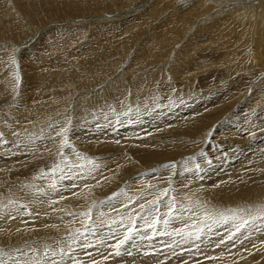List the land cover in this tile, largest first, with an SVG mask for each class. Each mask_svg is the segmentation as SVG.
<instances>
[{
	"label": "rangeland",
	"instance_id": "obj_1",
	"mask_svg": "<svg viewBox=\"0 0 264 264\" xmlns=\"http://www.w3.org/2000/svg\"><path fill=\"white\" fill-rule=\"evenodd\" d=\"M5 1L6 0L0 1V5H2L1 4L2 2L4 5V6H1V9H0L1 10L0 11L1 12L0 13V22L2 21V23H5V21H6V23H8V21H11L9 18V17H11V19L15 21L16 26L13 25V28H11V27H8L9 26L8 25V26H6L8 29L7 28L5 29L3 24L0 25V26H3V28L0 27L1 28V30H0V81L1 80L5 81V84L3 82V85H1V87H3V88L0 87V128L2 130L4 129L1 127V124H5L7 127H10V125H13L11 127L15 128L16 132L21 131L22 132L21 134H23L24 132L28 131L31 134V133H33V130L43 128L46 126V128H43L44 131H45V129H49L51 127L50 130H52L54 133L57 132L59 134L57 136L58 137L61 136V138H62V139L60 138L61 139L60 144H57V145L51 144L50 141H52V139L56 135H54V137H53V136H50L51 134L47 135L45 133L44 135L41 134L40 137H36L39 143H41V144L44 143L43 145L40 144V146H37L38 148H36V146L35 147L31 146V147L22 148L24 145L21 143L22 141L20 139H16L14 142L15 136H13L14 139L10 135L6 136L8 130L4 129L3 131L2 130L0 131V140H1L0 141V151H1V153H0V176H1V178H0V194L3 192L2 195H6L7 199H5V201L6 202L8 201L14 205L15 204V194L13 195L11 193L10 188L13 189V187H14V190H16L17 192H21V193L24 192L25 193L26 190H28L25 186L26 183L28 184L31 181H36V179H40V178L44 177L48 172L51 171V169H53L57 165V162H55V161L58 160L59 158L61 159L62 154H64L63 155L64 161H67L69 157L71 158L74 155H76L78 157V159L79 158H82V159L92 158L93 160L100 162L101 168H102V174L105 171V175L101 176L100 178L104 179L103 181H106L107 188H105V186L102 190H98L97 188H95L97 190H95L96 195H95L94 203L89 204V205L85 204L83 206V208H82L83 216L79 217V224L76 228L78 230H80L79 228H81L82 226L86 225L89 227L88 223L90 221L94 222L95 224L101 222V224H100L101 226L107 227V226H109V225H107V224H109L108 220L112 216H114L113 214H119V212H121V214H120L121 215V217H120L121 221L116 222V224H113L112 227L114 225L120 226V224L124 223L126 218L129 219L131 217L132 221H131V223H129V221L127 222V224H126L127 227H125V229L123 230V234H121V236H119V237H118V234H115V233L110 232V231H107L103 234V236H102L103 239L100 241H104L103 245L106 247V250H102L101 248L97 247L95 244H96V242H99V241L94 240L91 237V235L88 233L86 235H84L82 237V239L78 238L77 240L81 242L80 246L83 248L84 251L79 253L78 255H74L72 259H68L67 264H79L80 259L82 257H84V256L93 257L96 255H100V252H102V253L105 252V255L111 256V258L108 260L109 262L110 261L112 262L111 264H122L123 262H121V261L123 259H125L126 255L128 253H126L123 257H121V255L127 251H125L123 253H119L118 248H117V246H114V243H117L118 241L129 242L133 247H135L134 251H133L134 256H138V255H141V253H140L141 250L138 246L142 245V244L150 246L148 244V242L151 240L154 241V242L152 241L154 244L152 243L151 245L154 246V248L157 247V251L159 252L158 253L159 255L157 254V255L152 257V258L155 257L154 260L158 264H172L173 262H174V264H181V263H183V264H194L193 262L196 263L198 261H204V262L208 261V260L205 261V259L207 257H205V259H204L203 257H200L199 254L192 255L190 252H188V250L186 251L185 249H182V251L184 250L183 251L184 254L187 253L185 255L183 254V252L181 250H179V251L176 250L177 253L175 252V255L170 253L169 258L163 259L164 255L161 253H163L164 252L163 250H165V249H163L165 247L164 246L165 243H163L162 240H160V238H162L166 234H164L163 232H160L158 230V228H156V231L159 234H161L158 236V233L155 232V225L158 226L161 223H164V221H162V219L164 220V218H165L167 220L170 216L173 215L172 213L175 212L176 206H177V204H176L177 202H175V200L178 202L181 201V199L179 198V195L177 194V192H179V190H183V192L187 191L188 192L187 194H190V192L193 193L191 190L192 187L194 185L198 184L199 182L205 183V186L214 187L215 181H216V183L220 182L222 180L220 178H225L226 176H229L228 174H230V173L233 174V171L237 168L238 169L240 168L239 170L241 172L245 173L246 176L253 175V170L256 169V167H258V165H259V163L256 161H258V160H260L261 162L264 161V89L262 90L261 88L260 89L257 88L258 87V85H257L255 88L252 89V91L254 90V92H256V94L254 92L250 91L251 90L250 87L253 86V83H255L256 81L258 82L259 81L258 79H260V80L264 79V73H261V75L258 76L261 72L259 67L253 68V66L250 63L247 64L248 67H246L247 65L245 63H247V62L243 61L242 58H237L236 56H233L232 58H225V56L224 57L221 56V55H223L222 52L224 51V49H221L220 46L224 45L225 47H227L226 45L227 44L231 45L232 42H236V43L240 42V40H237L238 38L235 35V33H227L226 36L223 35L222 38L218 39L219 43L217 44V46L215 43H213V44H211V43L207 44L206 43L207 44V45L205 44L206 47L210 46L208 49L206 48V50H204V48L199 47V49L194 51V53L192 54V56L190 57V59L188 61L189 63H187V65H186L188 67V69L186 71L187 74L183 75V76L180 75L179 77H177L174 75L173 70H170L169 74H168L169 77L166 76V78L164 79V82H162L163 84H161L162 79L160 78L158 72H156V73H158V75L155 73V75L157 77L156 76L153 77L152 75H149V76L147 75V73L149 74L150 71H148L147 73L145 72L143 67L145 68L146 65L139 67V69L138 68L132 69V70L130 69L128 74H132L131 72H133L135 74L140 73V74H138V75H140L138 77H141V75H142V77L144 76V78H143L142 83L139 82L138 80H136V77L134 78V76H132V78L129 80L125 79L124 76L119 78L122 80H117L118 83L116 85H118V84L123 85L122 82L124 81V85H123L124 86V99H125L126 105L124 103H122L123 97L120 100L115 102L116 104H119L121 102L120 103L121 106H119L120 104L117 105L119 107L118 109L120 110L118 112H111L109 110L108 111L109 113H108V112L104 111V109H103V108H105V106L102 105L103 106L102 107L99 105L98 109L101 108L104 111L103 113L101 111H99V112L104 114V115H102L99 118L95 117L94 119H96V120H86V121H88L87 123H82L80 121V119H84V117L82 114L80 117L79 113L84 112L86 110L87 106H89L91 103L92 104L94 103L93 100H92V102H90L88 100L89 101L88 102L87 99H85V97H87V96L92 97L93 93H96V94H94L93 98H95V99L99 98V101L101 100V102H106L105 97H107V95L105 96V94L106 93L108 94L109 92L103 91L106 89L105 85H107L109 83V86H110L112 84L113 80L118 79V76L120 74H125L123 72V67H124L125 63L121 64L120 66L112 65V64L107 66V64L111 63L113 60H118L120 57L122 59L125 58L124 59L125 61L127 59H129V57H128L129 53H128V55H126V54L128 51H131L130 49H132L133 47H136L133 44L137 43V39H139V38L143 39V37H146L148 35V33H151V31H153V29H152V25H153L152 23L153 22L158 27L159 26L165 27V25H166L165 21H166L167 15L163 14L160 18L157 17L158 15H156L154 18V21L151 22L152 25L149 24V22H148L147 24H149V25H146L145 27L141 26L143 29L142 28L140 29L139 28L140 26H138V25L140 24V18L142 17L141 15H139L137 13H136L137 15L131 14V13H128L129 15L128 14L125 15L126 10H128L130 8H131V10H134L132 5L131 4L128 5L125 2H123L120 5V4H117L116 1H112L111 4H109L107 2L105 4L103 2L104 4L100 5V7L94 9L91 12L89 11L86 13H78V12L74 13V9H70V11L66 12V14L53 15L54 17L51 14H45L47 16L46 19H49L51 17H52V19L46 20V19L42 18L41 20L38 21L37 19H33V18H31V20H29L30 17H24L23 15H21L20 11L22 10V8L21 9H19V8L21 7L20 5H22V3L20 4V2H18L20 4V5H18L19 7H16L17 3H15L19 0H7V3H9L8 6L6 5ZM20 1L23 2L25 0H20ZM42 1H47V2L50 1V3L51 2L53 3V1H62L63 2L64 0H42ZM119 1L122 2L123 0H119ZM252 1H253V3L249 5L248 9L249 8L253 9L255 7V4L258 3L257 1H259V0H247V3L252 2ZM261 1L262 0H260V2ZM138 2H139V4L143 3L141 0L140 1L135 0V5H137ZM240 4L245 6V4H243L241 2H240ZM14 6L17 9H14L13 8ZM11 7L13 8V10H11ZM258 7H259V4L257 5V8ZM7 8H9L8 10L11 11L13 14L11 13V15L10 14L8 15V13H10V12H8L6 10ZM14 10H16V11H14ZM6 12H7V14H6ZM65 15H68V16H66V18H64ZM5 16H8V17H5ZM21 16H23V17H21ZM5 18H6V20H5ZM57 18H59V19L57 20ZM22 19L25 21L22 22L23 21ZM134 19H137L138 23L133 22ZM42 20H44V21H42ZM163 20H165V21H163ZM18 21L20 22V24ZM40 21H41V23H40ZM35 22H36V25H35ZM38 22H39V24H38ZM91 22L93 24H91ZM82 23H87L85 25H88V24L91 25L90 27H93V29L88 28L87 31H85L84 27L81 26ZM130 23H132V25H129ZM17 24H19V25H17ZM23 24H24V26H23ZM135 26L139 28L137 31H135V29H133V28H135ZM32 27H34V28H32ZM101 30L103 32L105 31L104 33H105L106 39L108 40V41L106 40L105 44L103 43V45L104 46L107 45V48L109 47L108 49L110 51L108 49H106V51H109V52L106 53V51H105V53L106 54L109 53V55H107L104 59L103 58H94V59H91L90 61H88L91 63L92 62L96 63V64L98 63L97 65H99V66H103V65L106 66V69L101 70L98 73L99 76L97 77V81H99V80L100 81L97 83H94L93 79L95 78V76L93 74H91L92 70L88 69V70L84 71V72H86L85 74H88V75L86 77L82 78V82L79 85L75 84L74 89L70 88V90L73 89L72 91L74 92V94H70L71 91H67L62 96V93H61L62 90L60 91V89L61 88L63 89L65 87L63 85L56 87V89L60 92L59 94H53L51 92L55 89L54 87L51 88V91H50V89L46 88L48 91H50L51 95H53L54 98H55V96L58 95L56 100H61V103H62L58 107L63 106L64 104L67 103V101H69L71 99H72L71 102L73 103V104L70 103V105H71L70 109H68L66 107H65V109L63 108L65 111L64 110L58 111V109L52 110V112H50V117L48 118V114L46 112H44L45 110L43 112H40L38 110V108H37L38 104L43 102V106L47 107V106H49V104H50V106H54V105H56V103H55V101L51 100L50 95L47 96L46 90L44 88L36 87L33 83L28 84L30 82L31 78H33L34 74H36V72H38V70H40V68H41V66H40V67H37L36 69H34L32 67V65L37 64V63L45 64L48 62L50 64H52L51 62H53V64H52L53 68L51 69V73L52 74L56 73L55 70H58V72H60V73L62 72L61 73L62 75L59 76V83L62 84L61 79H65V77H66V80L68 79V81H69V82H67V84L70 83V81L73 79V77H76V78L78 77L77 75L73 74L74 69L73 70L71 69V65L73 64L72 66H74L76 68V70H77L76 74L79 71V69L80 70H84L85 68L87 69L88 62L82 61V57H87L86 55H88V53H91L89 51H92V49L90 48V47H92L91 41L88 42V40L93 38V36H92L93 32H95V34H96V33L100 32ZM5 31H7V32H5ZM80 31H81V33L79 34ZM89 31H92V33L91 32L89 33ZM4 32H5V34H4ZM11 32L14 35H12ZM53 32H55V33H53ZM58 32H59V34L60 33L65 34V36L59 35ZM126 32H128V33H126ZM132 32H133L134 36L130 38L128 35H129V33H132ZM8 33L10 34L11 37L8 35ZM67 33H69V34H67ZM66 34L69 37H67ZM120 34H121V36H120ZM126 34H127V36H126ZM199 34H200V32H199ZM82 35L85 39L81 38ZM14 36H17V38H15ZM26 36H28V37H26ZM46 36L49 38H45ZM72 36H74V38H72ZM79 36H81V37H79ZM86 36H88V37H86ZM107 36L109 38H107ZM167 36H171V35H167ZM167 36L165 39V44L168 41ZM9 37H10V39H9ZM251 37L254 38L253 35H251ZM125 38H127L126 39L127 41L125 40L126 43L123 42ZM152 38H153V36H152ZM42 39H45L46 41L44 42V40H42ZM71 39L74 41L69 42V40H71ZM78 39L81 41L79 42ZM82 39H84V40H82ZM133 39L135 40V42L133 41ZM232 39H233V41L230 43V41ZM198 40H199V38H198ZM55 41L58 44H56ZM60 41L61 42L65 41L64 44L62 43L63 46H61ZM109 41H111V42H109ZM121 42L124 44L123 46H122ZM130 42L131 43L133 42V43L131 44ZM250 42H252L251 39L248 40V43H250ZM48 43L49 44L51 43V45L52 44L53 45L50 46ZM152 43H153V41L149 42L147 45L150 46V45H152ZM43 44H45L46 47ZM98 44H102V41L98 42ZM98 44L94 45V49H97L98 51H100L103 46L101 47V45H98ZM66 45H71L72 47L71 46L68 47ZM76 45H78V46L76 47ZM79 45H80V47H79ZM126 45H127V47H126ZM136 45H138V44H136ZM115 46H117V47H115ZM131 46H133V47L131 48ZM57 47H59L60 50H59V48L57 49ZM159 47H163L161 42L159 44ZM211 47H213V48H211ZM216 47H217V49H216ZM230 47L232 48V46H230ZM50 49L52 50V52ZM68 49H69V51H71L70 53H68ZM71 49H73V50H71ZM57 50H59V51H57ZM219 50L221 53L219 52ZM57 53H58V55L56 56L55 54H57ZM62 53H64V55H60ZM45 54H48L49 56L48 55L46 56ZM66 54L67 55L71 54V57L67 56ZM90 55H92V54H90ZM112 55H114V56H112ZM124 55H126L127 57H123ZM39 56H41V57H39ZM54 56H55V58H54ZM34 57L36 59H34ZM69 58H70V60H74V61L70 62V65H69V61H70ZM206 58H208L207 60L210 62V65L208 67H205V68L200 67V63H201L202 59L206 60ZM221 58H223V59H221ZM45 59L47 60V62ZM229 59H230V61H228ZM240 59H241V62H240ZM37 60H40V62ZM56 61H58V62H56ZM61 61L63 63L64 62L66 63L65 66H64V64H62ZM78 62H79V64H78ZM226 62H228L227 66H226ZM56 63H58V64H56ZM239 63L240 64L243 63L242 65H240V67L242 66L241 68L238 67ZM75 64H76V66H75ZM57 65H59V66L62 65V66L60 68H58ZM78 65H79V67H78ZM84 65H86V66L84 67ZM54 66H56L57 69H55L56 67L54 68ZM249 67H250V69H249ZM28 68H29V70H28ZM67 68L70 70H68ZM30 69H32V70H30ZM60 69H62V71ZM149 69L152 70L153 68L149 67ZM244 69H246V70H244ZM22 70H23V72H22ZM52 71H54V72H52ZM70 72H71V74H70ZM79 72L84 73L82 71H79ZM25 73H27V74H25ZM141 73H144V74H141ZM170 73H173V74H170ZM254 76L255 77L258 76V77L256 79H254V81H251L253 78H255ZM17 77L19 78L18 80H17ZM155 77H156V79H155ZM185 77L187 79H185ZM168 78H170V79H168ZM148 79L150 80V82L148 81ZM239 79H242V80H240V82H239ZM6 80H12V82L11 81L7 82ZM184 80H186V82ZM126 81H129V82H126ZM158 81H160V82H158ZM134 82H136V83H134ZM54 83H56V82H53L52 84H54ZM130 85H132V87ZM145 85H146V87H145ZM170 85H172V86H170ZM151 86L152 87L154 86L153 87L154 89ZM163 87H165V88H163ZM167 87H169V88H167ZM235 87H236V89H234ZM248 87H249V90H248ZM65 88L69 89V87H65ZM262 88H264V86ZM4 90H5V92H4ZM154 90L158 94H160L159 105L156 107L149 108L148 112L142 111L144 108L147 107L146 100L143 103H142V101L145 98H149L152 95L153 96L156 95L157 93L154 94L155 93ZM153 91H154V93H153ZM150 92L153 93L151 96H150V94H151ZM181 92H182V95L179 96V94ZM259 93L261 95H259ZM97 94L100 95V97L97 96ZM136 94L139 96H137ZM125 95L128 97H125ZM140 95H144V96H140ZM37 96H42L43 98L37 97ZM174 96H176V97H174ZM181 96H183V97H181ZM129 97H130V100H128ZM132 97H133V100H132ZM136 97H138V98H136ZM173 97L175 98V100H174L175 102L171 103L169 100ZM250 97H251V99H250ZM77 98H80V104H79L80 109H79V107L77 108V106H78L77 100H76ZM246 98H248L249 100ZM43 99H44V101H43ZM62 99L65 100L64 104H63ZM85 100H86V103H85ZM90 100H91V98H90ZM220 101L221 102L226 101V102H224V104L219 106L218 104ZM59 102L60 101H57V103H59ZM140 103H142V105H140V112L136 115V112L133 110H135ZM168 103H171L170 106L168 105ZM122 105H124V106H122ZM130 105H134V106H130ZM202 105L203 106L205 105V106L203 107ZM206 105H208V106H206ZM132 107H134V108H132ZM154 108H157V109H154ZM15 109H17V110H15ZM12 111H16V115H12ZM23 111H25V113ZM121 111H123V112H121ZM130 111H132V115H129ZM155 111H158V112H155ZM182 111H183V113H182ZM156 113H158L159 115ZM147 114L149 115V117ZM154 114H156V115H154ZM230 115H232L233 118H229ZM36 116H38V117H36ZM111 116H113V117H111ZM114 116H115V118H114ZM162 117L164 120L162 119ZM202 117L204 118L203 122L201 119ZM57 119H58V121H57ZM112 119H115L116 121L112 122ZM22 120H23V123H22ZM193 120H195L196 122ZM230 120H232V121H230ZM28 121L29 122L31 121L32 124H30ZM159 121H161V122H159ZM241 121H243V122H241ZM18 122L20 125H17ZM62 122H63V124H62ZM12 123H14V124H12ZM27 124H28V126H26ZM60 124H61V126H60ZM85 124H86V126H85ZM16 125H17V127H16ZM29 125H32L33 127L29 126ZM188 125H189V127H188ZM255 127H258V128L256 129ZM81 129L84 131L83 134H80ZM187 130H188V132H187ZM1 135H2V137H1ZM24 135H29V134L24 133ZM3 137L5 138L4 140H3ZM42 137H44V138H42ZM49 138H50V140H49ZM154 138L158 142V144H160L159 145L160 147H158V150H157L154 148L153 145L150 146V150L154 152V153L150 154L151 156H154V160L152 162L143 163L140 166V168H138L137 166L135 168V167H133L136 165L135 161H134L135 159L131 158L132 161L130 160L127 163V165L130 166V169H128V171H126L124 176L122 174V181L121 182H118V181H116V179L112 178V176L107 175L109 170H114L113 167L118 168L117 166H119V167L122 166L124 164V162L126 163V161L128 159H130V157H128L126 155L130 151H127L128 149H124L123 146L124 147L128 146L131 150L138 151V153H139L138 161H140L141 158H143V157H141L142 152L137 150V148L135 149L132 147V141L133 140H138V141L146 140L148 142H153ZM45 139H48V140H45ZM7 140H10V142H9L10 145L8 144ZM17 140L18 141L20 140V142H18ZM39 140H41V142ZM76 140H78V142ZM65 141H66V143H65ZM2 142H4L3 143L4 146H3V144L1 145ZM133 143H137V142H133ZM5 146H6V148H8V150L6 149L7 151H5ZM13 146L14 147L16 146L15 150L13 149L14 148ZM55 146H56V148H55ZM57 146H58V148H57ZM85 148H86V154L84 155L83 152L85 151ZM9 149H11V150H9ZM47 149H49V150H47ZM51 150H53V151L57 150L55 152L57 154H54V152H52ZM11 151H13V152H11ZM49 153L50 154L53 153V154H51L52 156L49 155ZM130 153H131L132 157H134L135 153H133V152H130ZM42 154H43V156H41ZM119 154H121V155H119ZM65 155H67V157ZM262 155H263V158H262ZM46 156H47V158H46ZM13 160H14V162H13ZM72 160H74V159H72ZM138 161L136 160L137 164H138ZM10 162L12 165L9 164ZM140 162H142V161H140ZM6 164L7 165L9 164L11 166L6 167L5 166ZM15 166L17 169L15 168ZM18 172H20V173L18 174ZM30 174L32 176H30ZM182 174H183V178H184L183 181L180 180ZM241 174L239 173L238 176H240ZM5 175H7V176H5ZM36 176H38L39 178L38 177L36 178ZM4 177H7V178H4ZM106 177H108V179ZM22 180L23 181L25 180V182L23 183ZM128 181H130V182H128ZM116 182L119 184H117ZM131 182H132L133 186L127 187V190L129 188L132 190L134 188V190L129 195L130 199L127 197L129 199V201L127 203H122V204L118 203L117 205H114V204L111 205V200L109 202H107V200H109L112 197H114L113 200H115L117 198L115 195L121 193L122 188L125 187V185L127 183H128L127 184V186H128ZM42 183H44V181H42ZM13 184H15V185H13ZM22 184H24V187ZM109 184H111V185H109ZM36 185H38V184H36ZM104 185H105V183H104ZM153 185L155 187L156 186L157 187L152 188ZM18 189H19V191H18ZM148 189H150V190L148 191ZM155 191H157V192H155ZM147 192H149V193L147 194ZM122 194H124V193H122ZM9 195H11V196H9ZM151 195H152L153 199H151L152 198ZM33 200L34 199H29V201H33ZM138 200H141V201H138ZM187 202L189 204L193 205L192 200H188ZM210 202L212 205L211 204L208 205V207H207L208 210H206V211L202 210L201 211L200 215L201 216L204 215L203 219L208 220L210 218L209 216L213 217V215H214L212 213L211 209L213 208V205L217 204L218 201L213 200ZM219 203L220 202H218V204ZM249 203L248 204L246 203L244 205L240 204L237 207H233V205H230V206H228V209L229 210H235V212L238 211V213H241L240 212L241 210L255 211L257 209L264 208L263 203H261L263 206L259 202L258 203L249 202ZM257 204H258V206H257ZM96 206L99 208L100 213H99V217L97 216V218L94 219L95 212H96V208H95ZM104 206H105V208H106V206H111L112 208H108L109 211H106V210L104 211L103 210V209H105V208H103ZM26 207L28 208L27 205H23L21 207V210H24V208H25V212L27 211L26 214L24 216H22L23 218L22 217H21L22 219L20 218L21 220L24 219L25 221H28L29 216L33 219H41V216L44 217V215H41V213L43 212L42 214H44L45 211L36 210V212L38 211L37 212L38 214H37L34 211L29 212ZM215 208L217 209V208H219V206L216 205ZM74 209L69 210L70 216L73 218V220H72L73 222L78 219V217L76 216V209L75 210ZM56 210H58V209H56ZM124 213H128L129 215L128 214L123 215ZM145 213H147V214L149 213V215L147 216V218H149V221H148L149 227H146L148 236L144 237V239H146V240L141 241L140 238H138L137 236L143 230V225L139 224L138 218H141L143 216V214H145ZM207 213L209 214L208 217L205 216V215H207ZM15 214H17V211H15L14 215ZM90 214H93V218L90 216ZM104 214L107 217H105ZM80 215H82V214H80ZM102 215H104V216H102ZM123 216L125 218H123ZM111 219H114V218H111ZM196 221H198V220H195L193 222V224ZM150 222L154 223V224H151ZM245 222H247V218L244 220V223ZM26 223H28V222H26ZM189 225H191V224H188V225L186 224V227ZM254 225L257 226L258 229H259V225H260V232H261V234H264V222L259 224V221L258 222L254 221ZM9 226L10 225H0V228L3 230V229H6L7 227L10 228ZM20 227H22V226L20 225ZM186 227H183V228H186ZM153 228H154V230H153ZM176 228L177 227L174 225L173 228L171 229L173 234H177L179 232V230H181L182 232L184 231V229L176 230ZM1 229H0V231H2ZM100 229H101V227H100ZM66 230L70 232L71 229H66ZM61 232L59 230L58 233H53V236L56 235V237H58V238L59 237L62 238L63 236L65 237V234H67V232L66 231H64V232L61 231ZM81 232H83V230H81ZM77 233H78V231H77ZM101 233H103V232H101ZM30 234H31V236H35V237H27V238L23 237L22 239H16L15 243L13 242L15 246L12 248H11V245H13V243H11L10 240L4 241V239L0 238V243L4 242L3 245L5 246L4 247L2 244L0 245V253L8 251V253H10V255H8L9 258H10V256L15 257V255H13V254H16V253L22 252V251L26 252L24 254L34 255L33 254L34 251L41 250L42 247L52 249L51 247H53V246L55 247L58 244V241L53 242V237H52L51 233H45V234L42 233V234H39V236L36 233H30ZM57 234H59L60 236ZM40 235H42V236H40ZM125 237H128V238L125 239ZM30 241H31V243H30ZM245 242H246V240H244V243ZM50 243H53V244L57 243V244L56 245L52 244L53 245L52 246ZM162 243H163V245H162ZM32 244L34 245L32 248L25 249L26 246L28 247L29 245H32ZM157 244L159 245L160 248H158ZM160 244H161V246H160ZM120 245H122V244H120ZM6 246H8V248ZM161 248L163 250H161ZM12 249L15 250L14 253L9 252V250H12ZM74 249L77 250L78 246H77V248L75 247ZM17 250H20V251H17ZM42 250H44V249H42ZM145 250H146V253L149 251L148 248ZM153 251H154L153 253H156V250H153ZM180 251L182 252L184 257L185 256H188V257L184 258L182 256V259L179 260V258H181L180 255H182ZM77 252H79V249L77 250ZM216 253H218V252H216ZM18 254H20L22 256L21 253H18ZM176 254H178V255H176ZM171 255H173V256L171 257ZM62 256H64V255H62ZM192 256L196 257V259H192L193 258ZM175 257H177L178 259ZM189 257H191V259H189ZM98 258H96V259H98ZM202 258H203V260H200ZM208 258H211V257L208 256ZM176 259L179 260V262H177ZM185 259L187 262L185 261ZM173 260H175L176 262ZM192 260H194V261H192ZM162 261H164V262H162ZM87 262H88V264H93V261H87ZM14 263H15V261L13 262V264ZM214 264H216V263H214Z\"/></svg>",
	"mask_w": 264,
	"mask_h": 264
},
{
	"label": "bare ground",
	"instance_id": "obj_2",
	"mask_svg": "<svg viewBox=\"0 0 264 264\" xmlns=\"http://www.w3.org/2000/svg\"><path fill=\"white\" fill-rule=\"evenodd\" d=\"M0 1H2V0H0ZM112 1H116V3L120 4V5L123 2H125L128 5L131 4L132 7L134 8V10H131V8L126 10L125 15L128 13L135 14V15H137V14L141 15L142 17L140 18V24L138 25V26H140L139 27L140 29L142 28L141 26L145 27L146 25L151 24V22L154 21V18L156 15H158L157 17H159V18L163 14L167 15V17L165 16L166 21L163 20L166 22V25H165V27H163V26L158 27L153 22L152 23L153 25L151 24L153 31H151V33H148V35L146 37H143V39H141V38L137 39L136 44H138V45H136L134 43L133 45H135L136 47L131 46V48L132 47L133 48L130 49L131 51L127 52L126 55H128V53H129V55H128L129 59H127L125 61L124 60L125 58L122 59L120 57L121 58L120 59L118 57L119 58L118 60H113V61L111 60L112 62L107 64V66L110 64L120 66L121 64L125 63V65L123 67V72L125 74H120L118 76V79L113 80V82L110 86H109V83L107 85H105L106 89L103 91L109 92L108 94L107 93L105 94V96L107 95V97H105L106 102H101V100L99 101V98L98 99L93 98L94 94H96V93H93L92 97H90V96L85 97V99H87V101L89 100L90 102H92V100H93L94 105L91 103L89 106L86 107V110L84 112L79 113L80 117H81V114L84 117V119H80V121L82 123H87L88 121H86V120H96L94 118L95 117L99 118L102 115H104V114H102L104 111H106V112H108L109 110L111 112L120 111L118 109L119 107L117 105H119L121 102L119 104H116L115 102L120 100L122 97H123L122 103H124L126 105V102L124 99V86H123L124 81L123 82L121 81L123 83V85H119V84L116 85L118 83L117 80H122L119 78H121L123 76L125 79L129 80L132 78V76H134V78L136 77V80H138L139 82L142 83L143 78H144V76L142 77V75H141V77H138V76H140V75H138L140 73L135 74V73L131 72L132 74H128L130 69L131 70L136 69V68L139 69V67L146 65L145 68L143 67V69L145 70L146 73L148 71H150V73L149 74L147 73V75L148 76L152 75L154 77V76H156L155 73L158 72L160 78L162 79L161 84H163L162 82H164V79L166 78V76L169 77L168 74H169L170 70H173L174 75L177 77H179L180 75L181 76L186 75L187 74L186 71L188 69V67L186 65H187V63H189L188 61H189L190 57L192 56V54L194 53V51L199 49V47L204 48V50H206V48L208 49L210 47V46L206 47V45L208 43H211V44L215 43L217 46V44L219 43L218 39L222 38L223 35L226 36L227 33H235V35L238 38L237 40H240V42L239 43L232 42L233 41V39H232L230 41V43L232 42L231 45L227 44L226 45L227 47H225L224 45L220 46L221 49H224V51L222 52L223 55H221V56H223V57L225 56V58H232L233 56H236L237 58H242L243 61L247 62V63H245L246 65L250 63L253 66V68L259 67L261 72L258 76H260L261 73H264V56H263L264 55V0H262L261 2H260V0L257 1L258 3L255 4V7L253 9L252 8L248 9L249 5L252 4L253 1L247 3V0H141L143 3L139 4V2H138L139 5L138 4L135 5V0H123L122 2H120L119 0H64L63 2L62 1H53L54 4L52 2L50 3V1L47 2V1H42V0H25L23 2H21L19 0V1L15 2V3H17V5L16 4L15 5H16V7H19L18 5H20L22 3V5H20L21 7L19 8V9L22 8V10L20 11L21 15H23L24 17H30L29 20H31V18H33V19H37L39 21L42 18L46 19L47 16L45 14H51L52 16L58 15V14H66V12L70 11V9H74V13L75 12L86 13L89 11L90 12L93 11L94 9L100 7V5H102L104 3L106 4V2L111 4ZM3 2L1 3L2 5H0V9H1V6H4ZM18 2H20V4ZM240 2L245 4V6L241 5ZM5 3L8 6L9 3H7V0L5 1ZM258 4H259V7L257 8ZM16 7L14 6L13 8L17 9ZM9 8H7L6 10L8 12H10V13H8V15L9 14L11 15L12 12L8 10ZM13 8L11 7V10H13ZM14 11H16V10H14ZM6 14H7V12H6ZM23 16H21V17H23ZM66 16H68V15H65L64 18H66ZM5 17H8V16H5ZM9 18L11 21H8V23H6V21H5L6 24L2 23V21L0 22V25L3 24L5 29L7 28L6 26H8V25H9L8 27H11V28H13V25L16 26L15 21L12 20L11 17H9ZM49 19L51 20L52 17ZM49 19H46V20H49ZM58 19L59 18H57V20ZM5 20H6V18H5ZM24 21L25 20H23L22 22H24ZM42 21H44V20H42ZM36 22H35V25H36ZM133 22L138 23V20L134 19ZM148 22H149V24H147ZM40 23H41V21H40ZM19 24H20V22H19ZM19 24H17V25H19ZM38 24H39V22H38ZM85 24H87V23H82V25H81L82 27H84L85 31H87L88 28L93 29V27H90L91 25H89V24L85 25ZM91 24H93V23L91 22ZM129 25H132V23H130ZM3 26H0V27L3 28ZM23 26H24V24H23ZM1 28H0V30H1ZM32 28H34V27H32ZM139 28L135 26V28H133V29H135V31H137ZM5 32H7V31H5ZM5 32H4V34H5ZM90 32L92 33V31H89V33ZM104 32L101 30L100 32H98L96 34H95V32L92 33L93 38L88 40V42L91 41L92 47H90V48L92 49V51H89L91 53H88V55H86L87 57H82V61L88 62L94 58H103L104 59L107 55H109V53L106 54L107 52L110 51L108 49L109 47L107 48V45H105V46L103 45V43L105 44V42L107 40ZM199 32H200V34H199ZM53 33H55V32H53ZM80 33H81V31L79 32V34ZM126 33H128V32H126ZM58 34H59V32H58ZM67 34H69V33H67ZM8 35L10 36L9 33H8ZM12 35H14V34L12 33ZM59 35L65 36V34H62V33H60ZM167 35H171V36H167ZM251 35H253L254 38H252ZM120 36H121V34H120ZM126 36H127V34H126ZM128 36L130 38L133 37L134 36L133 32L129 33ZM152 36H153V38H152ZM166 36H167L168 41L165 44ZM10 37H9V39H10ZM14 37L17 38V36H14ZM26 37H28V36H26ZM67 37H69V36L67 35ZM79 37H81V36H79ZM86 37H88V36H86ZM197 37L199 38V40ZM45 38H49V37L46 36ZM72 38H74V36H72ZM81 38H84L83 35ZM107 38H109V37L107 36ZM84 39H82V40H84ZM126 39L127 38H125L123 42L126 43V41H127ZM249 39H251L252 42L248 43ZM42 40H44V42L46 41L45 39H42ZM70 41L72 42L74 40L71 39V40H69V42ZM80 41L81 40H79V42ZM100 41H102V44H98V42H100ZM133 41L135 42L134 39H133ZM151 41H153L152 45L148 46L147 44ZM109 42H111V41H109ZM160 42L163 45V47H159ZM51 43L50 44L48 43V44L50 46H52L53 44L51 45ZM62 43L64 44L65 41L61 42V46H63ZM56 44H58V43L56 42ZM97 44L101 45V47L103 46L100 51H98L97 49H94V45H97ZM43 45L45 46V44H43ZM123 45L124 44L122 43V46ZM66 46L69 47L71 45H66ZM77 46L78 45H76V47ZM230 46H232V48ZM79 47H80V45H79ZM115 47H117V46H115ZM126 47H127V45H126ZM58 48L59 47H57V49ZM211 48H213V47H211ZM69 49H68V53L71 52V51H69ZM106 49H108L109 51H106ZM216 49H217V47H216ZM59 50H60V48H59ZM59 50H57V51H59ZM71 50H73V49H71ZM105 51H106V53H105ZM51 52H52V50H51ZM219 52H220V50H219ZM48 54H45V55L47 56ZM71 54L70 55L66 54V55L71 57ZM90 54H92V55H90ZM55 55L57 56L58 53ZM60 55H64V53H62ZM126 55H124L123 57H127ZM112 56H114V55H112ZM39 57H41V56H39ZM54 58H55V56H54ZM34 59H36V58L34 57ZM204 59H202V61L200 63V67H202V68L208 67L210 65V62L207 60L208 58H206V60H204ZM221 59H223V58H221ZM69 60H70V58H69ZM37 61L40 62V60H37ZM71 61H74V60H70L69 65H70ZM228 61H230V59ZM46 62H47V60H46ZM56 62H58V61H56ZM240 62H241V59H240ZM51 63L53 64V62H51ZM227 63L228 62H226V66L228 65ZM52 64H50L49 62L45 63V64H42V63L33 64L32 67L34 69H36L37 67H40V66H41V68H40V70L37 69L38 72H36V74H34L33 78H31L30 82L28 83V84L33 83L36 87L44 88L46 90L47 96L50 95L51 100L55 101L56 105L50 106V104H49V106H47V107L43 106V102L39 103L41 100L38 102L39 104L37 103L38 104V106H37L38 110L40 112H43L45 110L44 112H46L48 114V118L50 117V112H52V110L58 109V111L59 110L61 111V110H64L65 107L70 109V107H71L70 103H72L71 102L72 99H71V100L67 101L66 104H64L65 100L62 99L64 105L58 107L62 103H61V100H56L58 95L55 96V98L53 97V95H51L50 91H51L52 87L55 88L53 91H51L53 94H59L60 93L56 89V87L61 86V85L65 86V87H69V89L65 88V87L63 89L62 88L60 89V91L62 90L61 91L62 96L67 91H71L70 94H74V92L72 90L75 88V84L79 85L82 82V78L86 77L88 75V74H85L86 73V72H84L85 70H88V69L92 70L91 74H93L95 76L93 81H94V83H97L100 81V80L97 81V77L99 76L98 73L101 70L106 69V66H104V65L99 66V65H97L98 63L96 64L93 62L92 63L88 62L87 69L86 68L84 70L79 69V71H82L84 73H81L78 71L76 74L77 70L74 66H72L73 65L72 64L71 69L72 70L74 69L73 74L77 75L78 77L77 78L73 77V79L68 84H67V82H69V81H68V79L66 80V77H65V79H61V82H62V84H61V83H59V76L62 75L61 74L62 72L60 73V72H58V70H55L56 71V73H54L55 75L52 74L51 73V69L53 68ZM56 64H58V63H56ZM62 64H64V66H65L66 63L62 62ZM78 64H79V62H78ZM242 64L243 63H241V64L239 63L238 67L241 68L242 66L240 67V65H242ZM59 65H57L58 68H60L62 66V65L61 66H59ZM75 66H76V64H75ZM85 66L86 65H84V67ZM55 67L56 66H54V68ZM78 67H79V65H78ZM149 67H151L153 69L150 70ZM246 67H248V65ZM55 69H57V67ZM249 69H250V67H249ZM28 70H29V68H28ZM30 70H32V69H30ZM60 70L62 71V69H60ZM68 70H70V69H68ZM244 70H246V69H244ZM22 72H23V70H22ZM52 72H54V71H52ZM158 73H156V74L158 75ZM25 74H27V73H25ZM70 74H71V72H70ZM141 74H144V73H141ZM170 74H173V73H170ZM156 77H155V79H156ZM257 77L253 78L251 81H254V79H256ZM168 79H170V78H168ZM185 79H187V78L185 77ZM240 80H242V79H239V82H240ZM258 80H259L258 82L256 81L257 83L256 82L253 83V86L250 87L251 92H254V90L252 91V89L255 88L257 85H258L257 88H259V89L261 88L262 90L264 89V88H262L264 86V79H261V80L258 79ZM6 81L12 82V80H6ZM148 81L150 82L149 79H148ZM184 81L186 82V80H184ZM3 82L5 84L4 80L0 81V87H1V85H3ZM53 82H56V83L52 84ZM126 82H129V81H126ZM158 82H160V81H158ZM134 83H136V82H134ZM130 86L132 87V85H130ZM170 86H172V85H170ZM145 87H146V85H145ZM165 87H163V88H165ZM1 88H3V87H1ZM46 88L50 89V91H48ZM70 88H73V89L70 90ZM167 88H169V87H167ZM234 89H236V87ZM248 90H249V87H248ZM154 91H153V93H154ZM4 92H5V90H4ZM153 93H151L150 96ZM156 93L157 92L155 91L154 94H156ZM254 93L256 94V92H254ZM157 94L154 96L152 95L149 98H145L142 101V103H143L146 100V105H147V107L144 108L142 111L148 112L149 108L156 107L159 105L160 94H158V95ZM180 95H182V92L179 94V96ZM259 95H261V94L259 93ZM97 96L100 97V95H98V94H97ZM137 96H139V95H137ZM140 96H144V95H140ZM37 97H42V96H37ZM125 97H128V96L125 95ZM174 97H176V96H174ZM174 97L169 100L171 103L175 102ZM181 97H183V96H181ZM80 98L76 99L77 104H78L77 108L79 107V109H80V106H79ZM90 98H91V100H90ZM136 98H138V97H136ZM246 99H248V98H246ZM250 99H251V97H250ZM128 100H130V97L128 98ZM132 100H133V97H132ZM43 101H44V99H43ZM57 101H60V102L57 103ZM224 102H226V101H224ZM224 102L220 101L218 105L221 106L222 104H224ZM85 103H86V100H85ZM142 103H140L138 105V107L137 108L135 107L136 109L133 110L136 112V115L140 112V105H142ZM171 103H168V105L170 106ZM99 105L105 106V108H103L104 111L101 108L98 109ZM119 106H121V104ZM122 106H124V105H122ZM130 106H134V105H130ZM206 106H208V105H206ZM132 108H134V107H132ZM154 109H157V108H154ZM15 110H17V109H15ZM99 111H101L102 113H100ZM23 112L25 113V111H23ZM121 112H123V111H121ZM155 112H158V111H155ZM182 113H183V111H182ZM156 114H158V113H156ZM156 114H154V115H156ZM12 115H16V111H12ZM129 115H132V111H130ZM36 117H38V116H36ZM111 117H113V116H111ZM148 117H149V115H148ZM114 118H115V116H114ZM229 118H233V116L230 115ZM162 119H163V117H162ZM201 119L203 122L204 118L202 117ZM57 121H58V119H57ZM114 121H116V120L112 119V122H114ZM193 121H195V120H193ZM230 121H232V120H230ZM63 122H62V124H63ZM159 122H161V121H159ZM241 122H243V121H241ZM22 123H23V120H22ZM29 123L32 124L31 121ZM12 124H14V123H12ZM17 125H20L19 122ZM17 125H16V127H17ZM11 126H13V125H10V127H7L5 124H1L2 128L8 130L6 136L10 135L13 139H14L13 136H15L14 142L16 139H20L22 141L21 143L24 145L22 148L31 147V146H34V147L36 146V148H38L37 146H40L41 143L38 142L36 137H40L41 134L44 135L45 133L47 135L51 134L50 136H53V137H54V135H56L52 139V141H50L51 144L57 145V144L61 143L60 142V140L62 139L61 136L58 137L57 135H59V134L57 132L54 133L52 130H50L51 127L50 128L48 127L49 129H45V131L43 128H46V126L43 128L33 130V133H31V134L28 131L27 132L23 131L25 134H27V133L29 134V135H24V133L21 134L22 133L21 131L16 132V129L11 127ZM26 126H28V124ZM29 126H32V125H29ZM60 126H61V124H60ZM85 126H86V124H85ZM188 127H189V125H188ZM255 128L257 129L258 127H255ZM1 130L2 129L0 128V131ZM80 132H81L80 134H83L84 131L81 129ZM187 132H188V130H187ZM1 137H2V135H1ZM42 138H44V137H42ZM4 139L5 138L3 137V140ZM20 140L19 141L17 140V141L20 142ZM45 140H48V139H45ZM49 140H50V138H49ZM7 141H8V144L10 145V143H9L10 140H7ZM39 141L41 142V140H39ZM76 141L78 142V140H76ZM133 142H137V143H133ZM3 143L4 142H2L1 145ZM43 144H41V145H43ZM152 145L157 150H158V147H160L159 146L160 144H158V142L155 140V138H154L153 142H148L146 140H144V141L133 140L132 141V147L135 149L137 148V150L142 152L141 157H143V158H141V160H140L142 162L138 161V158H139L138 151L131 150L128 146H125V147L123 146L124 149H128L127 151L135 153L134 157H132L130 152L127 153L126 155L128 157H130V159H128L126 161V163L124 162V164L122 166H120V167L117 166L118 168L113 167L114 170H109L107 175L112 176V178L116 179V181L121 182L122 181V174L124 176L126 171H128V169H130V166L127 165V163L130 160L132 161L131 158L135 159V160L133 159L135 161V164H136L135 166H133L135 168H136V166L138 168H140V166L143 163L152 162L154 160V156L150 155V154L154 153L153 151L150 150V146H152ZM3 146H4V144H3ZM6 146H5V151L8 150V148H6ZM15 148H16V146L13 149L15 150ZM55 148H56V146H55ZM57 148H58V146H57ZM49 149H47V150H49ZM9 150H11V149H9ZM51 151L54 152V154H57V153H55L57 150L56 151L51 150ZM11 152H13V151H11ZM0 153H1V151H0ZM51 154H53V153H51ZM51 154L49 153V155H51ZM83 154L84 155L86 154V148H85V151L83 152ZM63 155L64 154H62L61 159L60 158L58 160L55 159L56 160L55 162H57V165L53 169H51V171L48 172L44 177L41 176L42 178L36 179V181H31L28 184L26 183L25 186L28 190H26L25 193L24 192L23 193L17 192L16 190H14V187H13V189L10 188L11 193L13 195L15 194V204L14 205L8 201L7 202L5 201V199H7V198H6V195H2L3 192L0 194V225H10L9 226L10 228L7 227L6 229H3V230L0 228L2 230V231H0V238L4 239V241L10 240L11 243H13V242L15 243L16 239H22L23 237L24 238L35 237V236H31L30 233H36L38 236H39V234H42V233H44V234L45 233H51L52 237H53V242L58 241V244L57 243H56L57 245L53 244V243H50V244L56 245L57 247L56 246L54 247L53 245H52L53 247H51L52 249L42 247L41 250L34 251V253H33L34 255H32V254L27 255V254H24L26 252L22 251V252H18V253H21L22 256L20 254L16 253V254H13V255H15V257L10 256V258L8 256V255H10V253H8V251L3 252V253H0V264H13L14 261H15L14 264H67L68 259H72L74 255H78L79 253L84 251L83 248L80 246L81 242L77 240L78 238L82 239V237L88 233L91 235V237L94 240L99 241V242H96V244H95L97 247L101 248L102 250H106V247L103 245L104 241H100L103 239V237H102L103 234L107 231H110V232H113L115 234H118V237H119V236H121V234H123V230L125 229V227H127V225H126L127 222L129 221V223H131L132 219L130 217L129 219L126 218L124 223L120 224V226L114 225L112 227L113 224H116V222L121 221V218H120L121 212H119V214H113L114 216H112L111 218H114V219L110 218L108 220L109 224H107V225H109V226H107V227L101 226L100 225L101 222L95 224L94 222L90 221L88 223L89 227L85 225V226H82L81 228H79L80 230H78L76 227L79 224V217L83 216V212H82L83 206L85 204L89 205V204L94 203V199H95V195H96L95 190H97V189L102 190L104 188V186H105V188H107L106 181H103L104 179L100 178L101 176L105 175V171L102 174V168H101L100 162L93 160L92 158H88V159L79 158L78 159V157L76 155H74L71 158L69 157L67 161H64ZM119 155H121V154H119ZM41 156H43V154ZM65 156L67 157V155H65ZM46 158H47V156H46ZM262 158H263V155H262ZM72 159H74V160H72ZM136 160L138 161V164H137ZM13 162H14V160H13ZM256 162H258L259 165H258V167H256V169L253 170V175L246 176L245 173H243L239 170L240 168L239 169L237 168L233 171V174L230 173L231 175L228 174L229 176H226L225 178H220V179H222L220 182L216 183V181H215L214 187H208V186H205V183L199 182L198 184H196L192 187L191 190L193 193L190 192V194H187L188 192L187 191L183 192V190H179V192H177L181 201L178 202L175 200V202H177L175 212L172 213L173 214L172 216H170V217L168 216L169 218L167 220L165 218H164V220L162 219V221H164V223H161L158 226L155 225V232L156 233H158L156 231V228H158V230L160 232H163L164 234H166L165 236L160 238V240H162V242L165 243V245H164L165 247L163 248L165 250H163L161 248V250L164 251L163 253H161L164 255L163 259L169 258L170 253L175 255V252L177 253V251H179V250L182 251V249H185L186 251L188 250V252H190L192 255L199 254L200 257H203L204 259H205V257H207L205 259V261L206 260H208V261H206V262L198 261L196 263L193 262L194 264H214V263H216V264H233V263L234 264H248V263L249 264H264V234H261V232H260V225H259V229L257 226L254 225V221H257V222L259 221V224L264 222V208H262V209L260 208V209H257L255 211L241 210L240 211L241 213H238V211L235 212V210H229L228 209V206H230V205H233V207H237L240 204L244 205L246 203L248 204L249 202H253V203L259 202L260 204L261 203L264 204V161L261 162L260 160H258ZM9 164H11V162ZM9 164L8 165L6 164L5 166L10 167L12 165V164L11 165H9ZM16 166H15V168H16ZM19 173L20 172H18V174ZM239 173L240 174L242 173V174L240 176H238ZM5 176H7V175H5ZM30 176H32V175L30 174ZM37 177L38 176H36V178ZM0 178H1V176H0ZM4 178H7V177H4ZM106 178L108 179V177H106ZM180 180H182V181L184 180L183 174H182ZM42 181H44V183H42ZM24 182H25V180L23 181V183ZM128 182H130V181H128ZM104 183H105V185H104ZM36 184H38V185H36ZM117 184H119V183H117ZM127 184L125 185V187L122 188L121 193L115 195L117 197L115 200H113L114 197H112L109 200H107V202H109L111 200V205L112 204L117 205L118 203H120V204L127 203L130 199L129 195L134 190V188H133V190L130 188L127 190V187L133 186L132 182L128 186H127ZM13 185H15V184H13ZM22 185L24 187V184H22ZM109 185H111V184H109ZM156 187L153 185L152 188H156ZM95 188H97V189H95ZM149 190L150 189H148V191ZM18 191H19V189H18ZM155 192H157V191H155ZM122 193H124V194H122ZM148 193L149 192H147V194ZM9 196H11V195H9ZM151 197H152V195H151ZM29 199H34V200L29 201ZM151 199H153V197ZM188 200H192L193 205L189 204L187 202ZM213 200H217L218 202H220L219 203L220 205L218 204V202L216 204L219 206V208L216 209L215 208L216 205H213V208L211 209L212 213L214 214L213 217L209 216V214L207 213V215H205V216L206 217L209 216L210 218L208 220L203 219L204 215L203 216L200 215L201 211L202 210H205V211L208 210L207 207H208V205L211 204L210 201H213ZM138 201H141V200H138ZM23 205L28 206L29 209L27 207L26 208L29 212H32V211L36 212V210L45 211L44 214H42L43 212L41 213V215H44V217L41 216V219H33L29 216L28 221H25L24 219L21 220L23 218L22 216H24L27 212V211L25 212V208H24V210H21V207ZM257 206H258V204H257ZM74 208L76 209V216L78 217V219L73 222L72 221L73 218L70 216L69 210L74 209ZM95 208H96V212H95L94 219L97 218V216L99 217V213H100L99 208L97 206ZM103 208H105V206ZM108 208H112V207L106 206V208L103 210L109 211ZM56 209H58V210H56ZM15 211H17V214L14 215ZM80 214H82V215H80ZM127 214L128 213H124L123 215H127ZM104 215H102V216H104ZM148 215H149V213L148 214L145 213V214H143V216L141 218H138L139 224L143 225V230L137 236L138 238H140L141 241L146 240V239H144V237L148 236L147 230H146V227H149L148 226L149 218H147ZM90 216L93 218V214H90ZM105 217H107V216L105 215ZM123 218H125V217L123 216ZM246 218H247V222L244 223V220ZM195 220H198V221H196L193 224V222ZM26 222H28V223H26ZM151 224H154V223H151ZM186 224L187 225L191 224V225L186 227ZM20 225L23 228L20 227ZM174 225L177 227L176 230L184 229V231L182 232L181 230H179V232L177 234H173L171 229L173 228ZM100 227H101V229H100ZM183 227H186V228H183ZM66 229H71V230L69 232ZM59 230H60V232L61 231L67 232V234H65V237L63 236L62 238H60V237L58 238V237H56V235L53 236V233H58ZM81 230H83V232H81ZM153 230H154V228H153ZM77 231H78V233H77ZM101 232H103V233H101ZM57 235H59V234H57ZM159 235H161V234L158 233V236ZM40 236H42V235H40ZM244 240H246L245 243H244ZM152 241L153 240L148 242V244L150 246H147L144 244L138 246L141 250V252H140L141 255H138V256H134L133 251H134L135 247H133L129 242H124L122 245L119 244V246H120L118 248L119 253H123V252L127 251V252L123 253L121 255V257H123L126 253H128L126 255L125 259H123L121 261V262H123L122 264H158L154 260L155 257L152 258L153 256H155L159 253L157 251V247H156L158 244L155 246L156 248H154V246L151 245L154 242V241L153 242ZM119 242L120 241H118L117 243H114V246H117ZM3 243H0V245L1 244L3 245ZM14 243H13V245H11V248L15 246ZM30 243H31V241H30ZM163 243H162V245H163ZM33 246H34L33 244L29 245L28 247L26 246L25 249H30ZM77 246H78L79 252H77L78 249L77 250L74 249L75 247L77 248ZM160 246H161V244H160ZM6 247L8 248V246H6ZM147 248L149 251L146 253L145 249H147ZM158 248H160L159 245H158ZM42 249H44V250H42ZM153 250H156V253H153L154 252ZM17 251H20V250H17ZM9 252L14 253L15 250L12 249V250H9ZM182 252H181V254H182ZM216 252H218V253H216ZM183 254H184V252H183ZM183 254L180 255L181 258H179V260H181L182 256L184 257V255L187 253H185L184 255ZM62 255H64V256H62ZM173 255H171V257ZM176 255H178V254H176ZM208 256H210L211 258H208ZM185 257L187 258L188 256H185ZM192 257H193L192 259H196V257H194V256H192ZM96 258H98V259H96ZM110 258H111V256L105 255V252L104 253L100 252V255H96L93 257H86V256L82 257L80 259L79 264H88L87 261H93V264H111L112 262L108 261ZM175 258H177V257H175ZM203 258L200 260H203ZM189 259H191V257H189ZM179 260H177V262H179ZM173 261H175V260H173ZM185 261H186V259H185ZM192 261H194V260H192ZM162 262H164V261H162ZM172 264H174V262ZM181 264H183V263H181Z\"/></svg>",
	"mask_w": 264,
	"mask_h": 264
},
{
	"label": "snow or ice",
	"instance_id": "obj_3",
	"mask_svg": "<svg viewBox=\"0 0 264 264\" xmlns=\"http://www.w3.org/2000/svg\"><path fill=\"white\" fill-rule=\"evenodd\" d=\"M19 78L17 77V80H18ZM65 143H66V141H65ZM131 231V230H130ZM128 237H125V239H127ZM124 243V241H120L119 242V244H123ZM119 244L117 245V248H119ZM118 254V253H117Z\"/></svg>",
	"mask_w": 264,
	"mask_h": 264
}]
</instances>
